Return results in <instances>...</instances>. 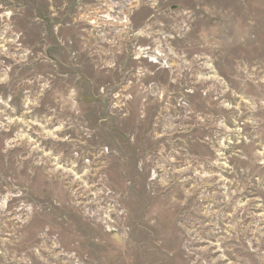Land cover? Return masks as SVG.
<instances>
[{
	"label": "rangeland",
	"instance_id": "rangeland-1",
	"mask_svg": "<svg viewBox=\"0 0 264 264\" xmlns=\"http://www.w3.org/2000/svg\"><path fill=\"white\" fill-rule=\"evenodd\" d=\"M0 264H264V0H0Z\"/></svg>",
	"mask_w": 264,
	"mask_h": 264
},
{
	"label": "water",
	"instance_id": "water-1",
	"mask_svg": "<svg viewBox=\"0 0 264 264\" xmlns=\"http://www.w3.org/2000/svg\"><path fill=\"white\" fill-rule=\"evenodd\" d=\"M116 238H117L118 240H120L117 236H116Z\"/></svg>",
	"mask_w": 264,
	"mask_h": 264
}]
</instances>
